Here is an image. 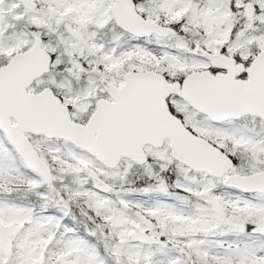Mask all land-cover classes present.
Returning a JSON list of instances; mask_svg holds the SVG:
<instances>
[{
	"label": "snow or ice",
	"instance_id": "obj_1",
	"mask_svg": "<svg viewBox=\"0 0 264 264\" xmlns=\"http://www.w3.org/2000/svg\"><path fill=\"white\" fill-rule=\"evenodd\" d=\"M0 264H264V0H0Z\"/></svg>",
	"mask_w": 264,
	"mask_h": 264
}]
</instances>
